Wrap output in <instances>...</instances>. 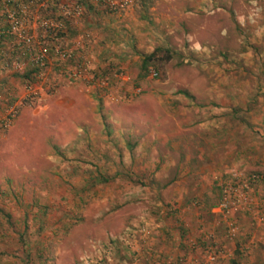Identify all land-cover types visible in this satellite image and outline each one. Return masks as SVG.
<instances>
[{"label":"rangeland","instance_id":"374dc122","mask_svg":"<svg viewBox=\"0 0 264 264\" xmlns=\"http://www.w3.org/2000/svg\"><path fill=\"white\" fill-rule=\"evenodd\" d=\"M0 14V264H233L238 237L261 235L264 0ZM43 45L72 56L22 79ZM239 178L250 210H213Z\"/></svg>","mask_w":264,"mask_h":264},{"label":"built area","instance_id":"2783aa9c","mask_svg":"<svg viewBox=\"0 0 264 264\" xmlns=\"http://www.w3.org/2000/svg\"><path fill=\"white\" fill-rule=\"evenodd\" d=\"M136 0H94V2L102 4L107 10L110 11H119L122 9H125L132 5ZM82 12V4L81 3H75L72 7V14L74 15H80ZM19 24L18 21L11 16V23H10V28H7V32H10L11 30H18ZM26 41L28 40L27 37ZM28 45V44H27ZM52 52L53 55L56 58H64L68 59L70 58L71 52L60 48L58 46L51 47L50 49L43 46H39L36 52H32L31 56V61L34 64V66L41 67L44 66V64L47 62L49 54L51 55ZM15 68H19V65L16 64ZM238 185L240 187V192L239 194H234L235 198H231L230 195H233V191L235 192L236 187L233 184L229 185H222L221 186V197L219 201L214 205L213 210L219 211L224 215L225 213L228 212L229 208L231 206L233 207H241L244 210H250V203H247V200L245 198V192L248 190V181H242L241 178L238 179ZM236 205V206H235ZM235 227H230V232H233ZM204 256L206 257V260L209 262H213L220 254V250L217 251H211L209 246H205L204 249Z\"/></svg>","mask_w":264,"mask_h":264},{"label":"crops","instance_id":"0c3cea01","mask_svg":"<svg viewBox=\"0 0 264 264\" xmlns=\"http://www.w3.org/2000/svg\"><path fill=\"white\" fill-rule=\"evenodd\" d=\"M241 224H246V219L242 215L238 218ZM257 230H253L251 235L249 236L250 245L248 248V243H244L242 241V237H238V247L235 252V259L233 264H264V230H261V235L258 237ZM259 239V241H258ZM255 241V242H253ZM260 242V243H259ZM246 249H245V247ZM226 254H229L227 250H225V255L223 256V264H228L229 255L227 257Z\"/></svg>","mask_w":264,"mask_h":264},{"label":"trees","instance_id":"16d2710c","mask_svg":"<svg viewBox=\"0 0 264 264\" xmlns=\"http://www.w3.org/2000/svg\"><path fill=\"white\" fill-rule=\"evenodd\" d=\"M23 2H26V1H28V0H22ZM31 1V0H30ZM86 5L85 6H87L89 3H87V2H84ZM13 4H17V2H13ZM88 7V6H87ZM86 8V7H85ZM2 22V24H3V21H2V15L0 14V23ZM6 27V23H4L3 24V27L2 28H5ZM5 35V34H4ZM4 35H1L0 36V48L2 47L1 45H2V43L3 42H1L2 40H4V39H2V38H9V37H7L6 35L4 36ZM44 47H45V45H44ZM47 47V46H46ZM48 49H50V47H47ZM150 54L149 55H147V56H145L143 59H142V62H143V67L145 68V64H146V62L150 59ZM38 69H37V67L36 66H34L33 68H31L30 70H28L26 73H24L22 76H21V78L22 79H24V80H30L31 79V73H33V72H35L36 73V71H37Z\"/></svg>","mask_w":264,"mask_h":264}]
</instances>
